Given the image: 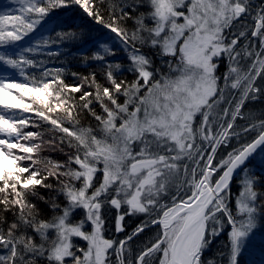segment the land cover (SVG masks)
<instances>
[{"label":"snow or ice","instance_id":"obj_1","mask_svg":"<svg viewBox=\"0 0 264 264\" xmlns=\"http://www.w3.org/2000/svg\"><path fill=\"white\" fill-rule=\"evenodd\" d=\"M61 9L106 30L81 53L103 83L38 59L85 38ZM262 97L264 0H0V264H257L264 110L245 105ZM111 209L117 234L143 219L107 238Z\"/></svg>","mask_w":264,"mask_h":264},{"label":"trees","instance_id":"obj_2","mask_svg":"<svg viewBox=\"0 0 264 264\" xmlns=\"http://www.w3.org/2000/svg\"><path fill=\"white\" fill-rule=\"evenodd\" d=\"M6 1V0H5ZM67 12L69 16L73 17L75 20V23L82 24V27L85 32V38L81 41L77 42H69L66 45L61 47L60 54L55 57H46V56H40L38 59H43L45 61H50L46 63V67L48 68H64L67 69L65 71L63 78L67 84H76L80 83V81L76 78H74L71 73L76 72L81 74L82 76H88L90 73L95 72L96 78L103 83L104 82V76L103 72L98 67L97 62L89 61L88 64H85L83 62V57L81 53H87L90 54L91 50L93 49V44L91 43V40L93 39H100L103 35H105L106 30H103L98 25H94L91 23L88 19L82 18L81 14L76 10H69V9H61L58 10L57 13H54L55 15H58L60 13ZM131 22L129 21V24ZM109 59L113 60H119L122 59V53H118L115 57H110ZM223 69V66L221 67ZM29 73L32 72H38V69H27ZM17 79H22L18 76V74H15ZM124 78V77H121ZM126 78L128 80L132 79V76L129 74H126ZM77 97L79 96V93L75 94ZM246 110H254V111H261L264 110V97H262L260 100L256 101L255 103H247L245 105ZM97 111H100V109L97 107ZM25 115H31V114H25ZM80 123L81 125L88 126L95 124V121L92 119V117L86 112H82L80 116ZM239 124H243L244 121L238 120ZM45 128L48 127V125H44ZM42 129H36V128H27L24 131H41ZM53 133L45 132L44 139L48 140ZM58 135V134H55ZM254 135V134H253ZM249 139H251V136H249ZM22 143H32L31 141L25 142L21 141ZM41 157H51L55 160H64L66 157L61 153L60 151H51L49 145L45 144L43 146V149L38 153ZM261 156H256L255 159L251 161L250 166H255L257 172H264V167L261 166ZM27 163V161H25ZM41 191H43L41 189ZM115 209H111L110 212L106 213L107 220H106V228L108 229L105 232V236L107 238H123L126 232H131L133 228L136 227V225L140 222L143 217H135V216H128L125 217V220L123 221V224L125 226V232L117 234L115 232ZM155 235V231L150 229L146 230L144 233H141L140 236L136 239V243L133 244V247L135 248L137 245H139L141 242H146L148 239H150L152 236ZM259 235L257 236V239L259 240ZM227 242V229H225V232L222 233L219 237H217L213 243L210 245L209 249L205 252L204 259H211V258H218L217 253L220 252L223 249L224 244ZM132 243V242H130ZM264 257L261 256V253L257 250L254 254L245 253L243 259L245 261H252L255 260L258 262Z\"/></svg>","mask_w":264,"mask_h":264},{"label":"rangeland","instance_id":"obj_3","mask_svg":"<svg viewBox=\"0 0 264 264\" xmlns=\"http://www.w3.org/2000/svg\"><path fill=\"white\" fill-rule=\"evenodd\" d=\"M5 2H6V1H5ZM101 38H106V37H105V35H103ZM101 38H100V39H101ZM115 212H116V210H115ZM135 217H143V216L137 215V216H135ZM77 243H79L81 246H86V243H85L84 241H79V240H78Z\"/></svg>","mask_w":264,"mask_h":264},{"label":"flooded vegetation","instance_id":"obj_4","mask_svg":"<svg viewBox=\"0 0 264 264\" xmlns=\"http://www.w3.org/2000/svg\"><path fill=\"white\" fill-rule=\"evenodd\" d=\"M223 66V65H222ZM224 70V66H223V69L221 68V71H223Z\"/></svg>","mask_w":264,"mask_h":264},{"label":"water","instance_id":"obj_5","mask_svg":"<svg viewBox=\"0 0 264 264\" xmlns=\"http://www.w3.org/2000/svg\"><path fill=\"white\" fill-rule=\"evenodd\" d=\"M252 160H253V159H252ZM252 160H251V161H252Z\"/></svg>","mask_w":264,"mask_h":264}]
</instances>
